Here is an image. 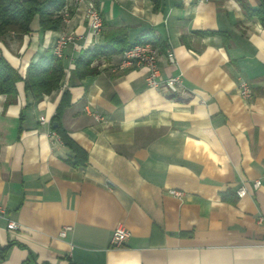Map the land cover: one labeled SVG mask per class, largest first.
<instances>
[{
  "label": "crops",
  "instance_id": "0c3cea01",
  "mask_svg": "<svg viewBox=\"0 0 264 264\" xmlns=\"http://www.w3.org/2000/svg\"><path fill=\"white\" fill-rule=\"evenodd\" d=\"M90 1L103 19L97 34L66 0L59 30H42L35 15L27 34L0 38V56L24 78L62 31L76 35L57 90L33 102L19 80L15 101L0 94V264H264V27L245 10L259 0ZM116 29L129 44L158 37L160 73L182 74L180 92L148 87L145 67L120 66L122 52L76 78L79 52ZM65 90L59 122L87 152L82 166L67 162L52 128ZM117 226L130 236L114 247Z\"/></svg>",
  "mask_w": 264,
  "mask_h": 264
},
{
  "label": "trees",
  "instance_id": "16d2710c",
  "mask_svg": "<svg viewBox=\"0 0 264 264\" xmlns=\"http://www.w3.org/2000/svg\"><path fill=\"white\" fill-rule=\"evenodd\" d=\"M152 1L157 8L159 0ZM65 4L66 0H0V38L9 32L18 36L27 34L30 22L35 15L38 16L42 30H59L63 23L62 11ZM245 10L250 17H256L264 27V0H259L257 8L245 6ZM71 13L70 10L68 15ZM149 42L155 47H161L159 38L152 33L140 34L133 43L129 44L124 31L116 29L106 37L103 44H95L79 52L74 62L73 75L78 79L95 75L98 70L92 64L97 58L121 53L133 44ZM64 77L63 61L54 54L51 48L44 49L36 59L29 63L24 78H21L17 70L0 56V94L6 96L7 102L15 101L16 82L19 80L23 81L24 89L30 93L33 102H39L43 96L57 90ZM69 103L70 94L68 90H65L52 117V124L57 122V126L52 128L72 153L67 158V162L72 166H82L87 161V152L68 135L59 122L63 109ZM222 197L225 198V195L222 194ZM10 246L11 244H8L1 249L2 256Z\"/></svg>",
  "mask_w": 264,
  "mask_h": 264
},
{
  "label": "built area",
  "instance_id": "2783aa9c",
  "mask_svg": "<svg viewBox=\"0 0 264 264\" xmlns=\"http://www.w3.org/2000/svg\"><path fill=\"white\" fill-rule=\"evenodd\" d=\"M200 2H205L208 0H199ZM77 6H83L84 8V16L88 20V27L93 34H97L102 29V25L99 23V11L98 9L90 4L89 0H74ZM65 9V8H64ZM63 9V21L68 22V13ZM76 35H68V32L62 31L57 38L55 39L53 44H56V53L55 55L59 58L63 56V49L70 43H75ZM168 60L171 63H174V57L172 54L168 53ZM158 57L154 51L151 50L150 45L139 47V50H130V47L126 49V61H120V66L123 67L125 64H135V67H145L146 75L145 82L148 87L167 90V91H177L178 93L183 88L182 82V74L171 75L167 77H163L160 73L158 67ZM238 92L243 98H250L251 89L249 84L240 80L238 83ZM96 117L100 116L95 114ZM40 121L42 123L45 122L44 117H40ZM260 180H255L253 182V187H258L260 185ZM236 192L238 193V197H243L247 193V188L245 184L240 186ZM175 195H179L178 192L173 191ZM0 212H2V208L0 206ZM259 221H264V217H261ZM7 228L10 230H15L18 228L16 222L10 221L7 224ZM69 228H64L61 231V236H65L66 232ZM130 236V233L123 226H117L112 231L110 237V245L117 247L122 245Z\"/></svg>",
  "mask_w": 264,
  "mask_h": 264
},
{
  "label": "bare ground",
  "instance_id": "6f19581e",
  "mask_svg": "<svg viewBox=\"0 0 264 264\" xmlns=\"http://www.w3.org/2000/svg\"><path fill=\"white\" fill-rule=\"evenodd\" d=\"M90 4L91 1L89 0ZM93 5V4H92ZM94 6V5H93ZM99 23L102 24V19H101V16L99 14ZM98 33V32H97ZM146 45H150L151 47V50L154 51L155 54H157V57L159 56V50L153 46L151 43H142V44H133L131 47H130V50H139V47H142V46H146ZM53 52L54 54L56 53V44H54L53 46ZM121 58H122V61H126V49L122 51V54H121ZM125 67H133L135 66V64H125L124 65ZM171 92H176V91H171ZM237 193V192H236ZM237 196H238V193H237Z\"/></svg>",
  "mask_w": 264,
  "mask_h": 264
},
{
  "label": "water",
  "instance_id": "95a60500",
  "mask_svg": "<svg viewBox=\"0 0 264 264\" xmlns=\"http://www.w3.org/2000/svg\"><path fill=\"white\" fill-rule=\"evenodd\" d=\"M57 126V122H53V127H56Z\"/></svg>",
  "mask_w": 264,
  "mask_h": 264
}]
</instances>
